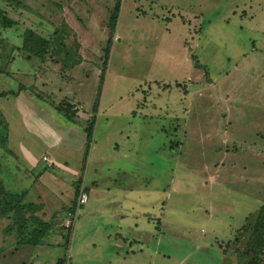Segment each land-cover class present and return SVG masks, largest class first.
<instances>
[{"label": "rangeland", "instance_id": "rangeland-1", "mask_svg": "<svg viewBox=\"0 0 264 264\" xmlns=\"http://www.w3.org/2000/svg\"><path fill=\"white\" fill-rule=\"evenodd\" d=\"M18 2L0 0L17 22L0 28V93H21L0 97L12 151L0 148V180L42 203L49 229L38 245L18 243L0 216V264H117L125 251L129 264H237L236 233L264 204V0H121L105 64L114 0ZM27 27L59 29L72 52L26 57ZM25 127V144L62 165L25 168ZM48 128L71 147L44 141ZM82 185L87 200L66 227Z\"/></svg>", "mask_w": 264, "mask_h": 264}, {"label": "trees", "instance_id": "trees-1", "mask_svg": "<svg viewBox=\"0 0 264 264\" xmlns=\"http://www.w3.org/2000/svg\"><path fill=\"white\" fill-rule=\"evenodd\" d=\"M7 1L15 5L19 4L18 0ZM120 3L121 0H114L108 13L107 27L109 29V37L107 38L106 45L103 49L104 64L109 56L112 35L115 30ZM16 23L17 22L13 18L6 14L5 10L0 5V28H9ZM63 41L64 36L60 33L59 29H56L50 34V36H43L32 28L27 27L22 31L21 44L19 47L25 51L24 53L26 57L33 56L37 59L44 60L46 56L55 57L61 53L68 55L69 51L72 52L71 48L64 46ZM73 53L79 56L77 51H74ZM7 65L8 62L1 63L0 72L8 74L9 70L7 69ZM18 92V89L15 92L4 90L0 93V97L7 94L18 95ZM64 102L67 104V101H62L56 106V109L59 112L64 113L65 116L70 119L73 116H70L69 113L73 114L75 112L69 111L67 108L70 109L71 107L69 105H64ZM93 122L94 119L91 120V123L87 128V133L89 135L91 133ZM7 140V121L0 108V148L3 152L9 154L12 151L7 147ZM4 155L0 152V159ZM52 163L53 161L50 164ZM26 195L27 190L23 189L20 192H14L13 190L5 188L0 180V216L5 215L13 219V222L7 225L4 230L9 232L12 227L15 226L17 229V235L20 236L18 243L35 246L41 243V238L45 235L44 233L46 230L49 229V223L41 220V218L39 219L38 215L35 214L36 211L41 210L43 207L42 203H36L30 199L24 200ZM72 208L73 205L70 206L69 210ZM26 212H30L29 215H26ZM244 220V223L241 224L236 233L237 236L240 235L236 241L238 242L240 239H243L244 241V247L242 251H239L240 261L237 264H260L262 255L264 254V204L260 205L253 215H246ZM27 224L29 228L26 231ZM23 234H25L26 238L22 236ZM60 261L61 258L58 259V264Z\"/></svg>", "mask_w": 264, "mask_h": 264}, {"label": "crops", "instance_id": "crops-1", "mask_svg": "<svg viewBox=\"0 0 264 264\" xmlns=\"http://www.w3.org/2000/svg\"><path fill=\"white\" fill-rule=\"evenodd\" d=\"M20 95H21V93H19L17 96H19L20 97ZM27 105H29V106H27L26 107V105H25V107H26V109H27V111H31V112H33L34 111V109L31 107V104H27ZM20 111V110H19ZM77 114V113H76ZM26 119H33V117H32V115L30 114V113H28V116L26 117ZM70 119H72V122H74V121H76V118H70ZM33 121V120H32ZM38 122H41V121H38ZM37 122V123H38ZM44 122V121H43ZM37 123H34V122H31V123H26L27 125L26 126H28V128H34V129H36L34 126L37 124ZM48 127V126H47ZM48 130H49V128H48ZM27 131H29L26 127H25V130H23L22 131V139H21V137H19V138H17L16 139V141H17V143L18 142H20L21 144H19V149L21 150V154H22V157H21V159H22V161L24 162V163H26L24 166H25V168H27V170L30 172L31 170H34V168L37 166V162H39V160L40 161H43L42 160V158H43V156H47L48 158H50L53 162H56L57 163V165H60L61 163L60 162H58L57 160H55V158H53L52 156H50L49 155V153H48V150H45V151H43V152H39L40 150H39V146L36 144V142H34L32 139L30 140V142L31 143H33V146H35V147H28L26 144H25V142H28V141H25L24 139H28V137L27 136H25V134L27 133ZM41 136H42V138H43V140L44 141H49V143H51V145L52 146H54L53 144H55L56 143V139L57 138H55L54 136H53V138H50V136H52V131H50L49 130V132H45V131H39L38 132ZM58 141H59V139H57ZM61 143H63L66 147H71L70 146V142H68V141H66V140H64V137L62 136V139H61V141H59V144H61ZM24 144V145H23ZM53 164V163H52ZM62 165V164H61ZM56 166V165H55ZM57 167V166H56ZM58 168V167H57ZM75 174H76V172H75ZM33 185H35V187L33 188V189H31L30 191H29V188H27L28 189V193L29 194H31L32 196H33V199H37L36 198V196L34 195L35 193H37V186H40V184H39V182H34L33 183ZM81 187H83V189L85 190V189H87V186H81ZM39 188V187H38ZM43 189H41L42 191L44 190V188L46 189V187H42ZM86 191V190H85ZM34 201V200H33ZM35 202V201H34ZM116 235H118V233H116ZM117 236H115V238H116ZM111 245H113V247H119V245H118V241H116V240H114L113 239V241L110 243ZM123 252V251H122ZM126 252V251H125ZM125 252H123V253H121L120 255H121V261L120 262H118L117 264H129L127 261L125 262Z\"/></svg>", "mask_w": 264, "mask_h": 264}, {"label": "built area", "instance_id": "built-area-1", "mask_svg": "<svg viewBox=\"0 0 264 264\" xmlns=\"http://www.w3.org/2000/svg\"><path fill=\"white\" fill-rule=\"evenodd\" d=\"M43 160H45L47 163H51L52 160L50 161V159H48L47 156H43ZM50 161V162H49ZM87 200V196L85 194V190L83 189V187H81L78 191V195L75 198V201L73 203V208L68 210L65 217H64V222L63 225H65L66 227H72L75 217L77 215V207L82 205L83 203H85Z\"/></svg>", "mask_w": 264, "mask_h": 264}]
</instances>
